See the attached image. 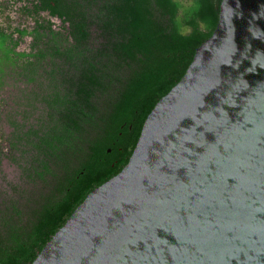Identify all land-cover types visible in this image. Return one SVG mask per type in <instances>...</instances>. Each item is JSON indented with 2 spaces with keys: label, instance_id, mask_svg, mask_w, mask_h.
<instances>
[{
  "label": "water",
  "instance_id": "95a60500",
  "mask_svg": "<svg viewBox=\"0 0 264 264\" xmlns=\"http://www.w3.org/2000/svg\"><path fill=\"white\" fill-rule=\"evenodd\" d=\"M31 264H264V0H221L128 162Z\"/></svg>",
  "mask_w": 264,
  "mask_h": 264
},
{
  "label": "trees",
  "instance_id": "16d2710c",
  "mask_svg": "<svg viewBox=\"0 0 264 264\" xmlns=\"http://www.w3.org/2000/svg\"><path fill=\"white\" fill-rule=\"evenodd\" d=\"M35 1L39 10L68 23L73 50L81 56L89 34L79 3ZM220 2L116 0L109 5L101 25L104 43L80 61L74 95L63 115L65 132L72 134L82 115L94 110L105 116V133L87 146L84 161L65 180L61 197L40 211L28 234L22 237L12 230L7 231V237H0V264H31L88 193L121 171L147 115L183 76L196 48L211 36ZM6 40L0 32V50L9 59ZM109 89L113 97L102 101V94ZM51 138L33 145L32 158L43 156L39 163L45 168L55 161L66 168L69 162L60 146L63 141ZM7 223L8 219L0 216V225Z\"/></svg>",
  "mask_w": 264,
  "mask_h": 264
},
{
  "label": "rangeland",
  "instance_id": "374dc122",
  "mask_svg": "<svg viewBox=\"0 0 264 264\" xmlns=\"http://www.w3.org/2000/svg\"><path fill=\"white\" fill-rule=\"evenodd\" d=\"M76 1L89 34L81 56L73 50L68 23L39 10L35 0H0V32L7 36L10 56L6 59L0 50V216L8 219L0 225V237L12 230L22 237L28 234L40 211L61 197L65 180L84 161L87 146L106 130L105 116L94 110L82 115L76 132L68 134L63 126L80 61L104 43L102 20L116 0ZM112 97L109 89L102 101ZM47 136L63 141L57 144L69 162L66 168L56 161L45 168L39 163L43 156L32 158L33 145L44 144Z\"/></svg>",
  "mask_w": 264,
  "mask_h": 264
},
{
  "label": "flooded vegetation",
  "instance_id": "af4514ba",
  "mask_svg": "<svg viewBox=\"0 0 264 264\" xmlns=\"http://www.w3.org/2000/svg\"><path fill=\"white\" fill-rule=\"evenodd\" d=\"M41 11H43V10H41ZM44 12H47V11H44Z\"/></svg>",
  "mask_w": 264,
  "mask_h": 264
}]
</instances>
